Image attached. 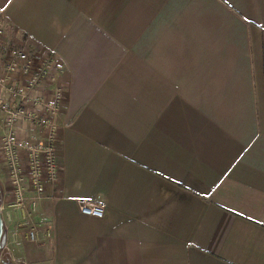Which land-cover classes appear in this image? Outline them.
I'll list each match as a JSON object with an SVG mask.
<instances>
[{"label": "crops", "instance_id": "obj_1", "mask_svg": "<svg viewBox=\"0 0 264 264\" xmlns=\"http://www.w3.org/2000/svg\"><path fill=\"white\" fill-rule=\"evenodd\" d=\"M0 12L10 45L53 55L62 88L57 176L24 223L0 167L2 254L264 264V0H0Z\"/></svg>", "mask_w": 264, "mask_h": 264}, {"label": "built area", "instance_id": "obj_2", "mask_svg": "<svg viewBox=\"0 0 264 264\" xmlns=\"http://www.w3.org/2000/svg\"><path fill=\"white\" fill-rule=\"evenodd\" d=\"M57 71L59 65L51 53L8 43L0 12V117L6 125L0 136V167L10 188L11 202L20 210L21 223L31 216L45 184L53 183L57 176L56 114L62 98ZM43 82L50 84L48 91L41 87ZM3 92L12 98H4ZM16 123L31 125L34 133L21 136ZM73 200L81 214L104 215L103 201L85 197ZM27 236L36 240L33 227L27 229Z\"/></svg>", "mask_w": 264, "mask_h": 264}, {"label": "trees", "instance_id": "obj_3", "mask_svg": "<svg viewBox=\"0 0 264 264\" xmlns=\"http://www.w3.org/2000/svg\"><path fill=\"white\" fill-rule=\"evenodd\" d=\"M0 264H13L4 254L0 255Z\"/></svg>", "mask_w": 264, "mask_h": 264}, {"label": "rangeland", "instance_id": "obj_4", "mask_svg": "<svg viewBox=\"0 0 264 264\" xmlns=\"http://www.w3.org/2000/svg\"><path fill=\"white\" fill-rule=\"evenodd\" d=\"M263 74H264V46H263ZM1 186V184H0ZM0 255H2V251H0Z\"/></svg>", "mask_w": 264, "mask_h": 264}, {"label": "water", "instance_id": "obj_5", "mask_svg": "<svg viewBox=\"0 0 264 264\" xmlns=\"http://www.w3.org/2000/svg\"><path fill=\"white\" fill-rule=\"evenodd\" d=\"M0 231H1V220H0Z\"/></svg>", "mask_w": 264, "mask_h": 264}]
</instances>
